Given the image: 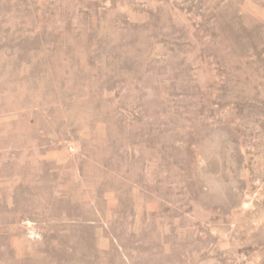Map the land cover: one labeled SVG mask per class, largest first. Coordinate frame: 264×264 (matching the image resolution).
Returning a JSON list of instances; mask_svg holds the SVG:
<instances>
[{
	"label": "rangeland",
	"instance_id": "1",
	"mask_svg": "<svg viewBox=\"0 0 264 264\" xmlns=\"http://www.w3.org/2000/svg\"><path fill=\"white\" fill-rule=\"evenodd\" d=\"M0 264H264V0H0Z\"/></svg>",
	"mask_w": 264,
	"mask_h": 264
}]
</instances>
